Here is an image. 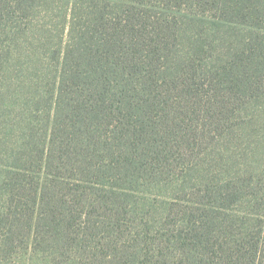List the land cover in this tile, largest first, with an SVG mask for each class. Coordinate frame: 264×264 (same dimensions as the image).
<instances>
[{
  "label": "trees",
  "instance_id": "1",
  "mask_svg": "<svg viewBox=\"0 0 264 264\" xmlns=\"http://www.w3.org/2000/svg\"><path fill=\"white\" fill-rule=\"evenodd\" d=\"M53 12L62 33L45 26ZM235 31L240 48L224 45ZM20 55L43 91L1 131L0 254L264 264V160L237 169L218 155L252 123L229 133L236 109L221 97L258 91L264 0H0V71ZM204 130L213 143L198 142Z\"/></svg>",
  "mask_w": 264,
  "mask_h": 264
},
{
  "label": "rangeland",
  "instance_id": "2",
  "mask_svg": "<svg viewBox=\"0 0 264 264\" xmlns=\"http://www.w3.org/2000/svg\"><path fill=\"white\" fill-rule=\"evenodd\" d=\"M50 2V1H49ZM175 3V2H173ZM177 4V3H175ZM51 5V4H50ZM52 6V5H51ZM46 10H43V13ZM176 11L180 12V15H183L184 13V5L180 6ZM42 12V11H41ZM56 12H53L51 14L52 19L45 18L44 22L46 23L45 26H50L52 28L57 25V30L59 33H62L61 28H63V20L55 18ZM180 19V16H177ZM59 20V21H58ZM235 37L237 39L232 38L228 41V39L223 40V44L226 46H229L232 44V42L235 43L236 48H240L241 46V38L245 37V33H241L240 31H235ZM222 41V40H221ZM228 41V42H226ZM220 42V41H218ZM33 44V43H32ZM254 45L256 43H253ZM27 46L30 45L28 43H23L21 46ZM20 46V47H21ZM16 52H19V49H16ZM25 59L23 55L19 56V61L17 63H14L12 65V68L10 66H6L5 72L0 71V108L3 109L1 111L5 110V113L3 112V117L0 118V135L2 128H13L17 124H19V121L16 119V116L20 113V108L26 103H30V100L37 99L38 95L42 93L43 90L39 86H36L28 81L26 79L32 77L30 75H27V72L24 70L22 73V65L25 63ZM0 64L2 62L0 61ZM16 64V66H14ZM10 67V69H8ZM40 73L37 72L35 74V77H40ZM33 77V78H35ZM251 82V81H250ZM260 83L256 87L258 91L253 90L251 93L250 91L246 90L244 86L236 85L237 93L236 95L229 99L226 97H221L224 101H226V106L229 105L230 107H235L236 109V117L235 121L230 122L231 130L230 132H236L235 130L238 128L235 126H239L244 119L245 116H247V119L249 118L252 123L249 124V126L245 127L244 129H239L238 134L236 135V138L231 141V143L226 146H223L219 149V157L223 159V161H227L230 156L234 157L235 159V165L237 169H242L241 162L243 164L250 165L248 167L249 169L252 167V165H260L262 161L264 160V77H262L259 81L254 83ZM46 86V84H43ZM50 87V86H49ZM219 87V80L216 82L214 88H212V92H216ZM224 90L226 89L225 84L221 85V92L220 95H224ZM0 111V112H1ZM43 126V123H41ZM40 124V125H41ZM45 128H46V123ZM220 125L224 124V121H219ZM235 125V126H234ZM225 128L227 127L224 126ZM210 128H213L210 127ZM8 133V132H7ZM199 136L201 138H198V142L200 139L203 142L209 141L213 143L214 141L211 140L210 136L207 130H204L203 132H199ZM3 138L2 136H0ZM212 137V136H211ZM16 136L14 133L8 134L9 142L6 143L5 146H7V149H11L15 145H18V139L16 140ZM191 140V138H190ZM6 141H8L6 139ZM36 141H32L27 145V148L34 150L36 148ZM206 146V144H205ZM247 149V150H246ZM196 152H199L196 148ZM3 152L6 153V151L3 149ZM1 152L0 157L4 154ZM210 157V156H207ZM3 161H6V158H3ZM196 161L201 167V169H206L207 164L209 163L208 159L203 155L200 154V156L196 157ZM222 167V166H221ZM220 169V167H217ZM246 169V168H245ZM229 173H232V171L229 170ZM225 175V174H224ZM257 191V197L259 199H262L264 197V184L260 187L256 188ZM4 203V199L0 194V207ZM26 241L22 243L23 247L25 246ZM19 246V244L17 243ZM23 248H20L18 251H21ZM30 251V249H28ZM16 257V256H15ZM7 259L2 254H0V264H44L42 259L36 258L31 252L25 253L23 252L21 255V258L19 256V259Z\"/></svg>",
  "mask_w": 264,
  "mask_h": 264
}]
</instances>
